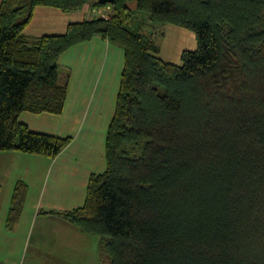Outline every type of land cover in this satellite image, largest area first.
<instances>
[{"label": "trees", "instance_id": "16d2710c", "mask_svg": "<svg viewBox=\"0 0 264 264\" xmlns=\"http://www.w3.org/2000/svg\"><path fill=\"white\" fill-rule=\"evenodd\" d=\"M89 3L110 13L23 35L36 7ZM167 25L195 36L179 64L159 57ZM95 36L124 58L105 169L82 206L48 214L97 237L107 264H264V0H1L0 153L52 159L71 142L19 116L63 112L57 59ZM26 187L14 185L6 228Z\"/></svg>", "mask_w": 264, "mask_h": 264}, {"label": "crops", "instance_id": "0c3cea01", "mask_svg": "<svg viewBox=\"0 0 264 264\" xmlns=\"http://www.w3.org/2000/svg\"><path fill=\"white\" fill-rule=\"evenodd\" d=\"M90 9V3L70 13L36 7L23 35L29 39L61 35L69 24L91 18ZM175 35L186 36L183 33ZM159 54L164 60L161 50ZM177 55L179 62L181 52ZM123 59L119 47L98 36L70 47L59 56L57 69L61 75L67 73L64 82L67 96L62 114L69 116V123H79L78 117H91L95 121L113 115ZM59 116L41 114L42 127L38 128L32 125V118L19 121L32 132L68 137L67 123H61L63 117ZM46 125H52V128H46ZM71 137V142L52 159L18 152L0 153V195L4 191V205L6 194H11L16 182L21 181L29 187L33 197L39 186L38 197L33 198L30 207H24L17 226L12 229L6 228L7 213L2 211L0 203V264H101L97 237L83 234L63 219L46 214L82 206L88 178L105 169L101 149L95 155V149L76 145ZM76 139L86 140V137L78 135ZM21 161L27 164L21 166ZM21 225H24L23 229Z\"/></svg>", "mask_w": 264, "mask_h": 264}, {"label": "rangeland", "instance_id": "374dc122", "mask_svg": "<svg viewBox=\"0 0 264 264\" xmlns=\"http://www.w3.org/2000/svg\"><path fill=\"white\" fill-rule=\"evenodd\" d=\"M90 1H92V0H90ZM109 7L110 6H106V8L99 9V10H95L93 8L90 9L91 12L93 13L92 17H101L102 15H106V14L110 13ZM86 18H89V17H86ZM161 28H163L162 31L164 33V37L162 39H160L159 50H161L162 57L164 58V60H166L170 63L173 62L172 64H174L178 61V55L177 54L179 52H182L184 50L193 51L196 49V40H195V36H194L193 32H191L189 30H183V29L173 27V26H171V27L162 26ZM170 31H171V34H170ZM149 32H150V30H149ZM178 33H183L186 36L183 38H180V37L175 35ZM188 44H191V47H186V46H188ZM159 56H160V54H159ZM179 62H180V60H179ZM179 62H177L176 64H179ZM66 76H67V73H65V75H61V73H59V83L60 84H63L65 82ZM60 115L61 116L57 115L59 117H63L62 120H60V122L61 123H67V133L70 134L67 136L70 138H72L71 136H73L74 139H72V140H73V142L76 141V145L79 144L81 147H91L92 149H95V152H96L95 155L97 154V150L101 149L102 156L104 158V151H105V149H104L105 140L104 139L106 137L105 132L107 130L106 128H108L107 127L108 122L110 121V117L112 114L107 118H101V119L99 118V119H96L95 121H93L91 117H89V118L78 117L79 123H69L67 121V119L69 117L67 114H65V116H63V114L61 113ZM53 116H55V115H52V117ZM57 116H55V117H57ZM26 117L33 119L32 125L34 127H36V128L42 127V125L39 121L41 119L40 115H32V114L23 112L20 114L19 119H24ZM78 125H79V128L77 129ZM46 128H52V125H46ZM84 131H85V133H84ZM78 135L80 137L85 136L86 140L76 139ZM26 157H29V156H26ZM103 158H102V164H103V168H105V159H103ZM24 164H27V163L24 161H21L19 165L22 166ZM30 192H31L30 188L26 187L25 198H24V201L22 203L23 205L21 206V208L18 211L17 221L15 222L14 227L17 226L18 221L21 217V214L24 210V207L25 208L30 207L32 202H33V198L38 197L39 186L36 187V190L34 192V197H33V195L30 196ZM10 193L11 194H6V201H7L6 205H4V200H5L4 191H2V193L0 195V203H1L2 211L6 210L7 214H9V210L13 207V202H12L13 190H10ZM46 214H48V213H46ZM23 227H24V225H21V229H23ZM7 229H9V227ZM90 237H92V236H90ZM90 239H92V238H90ZM93 239L95 240V237H93ZM100 263L101 264H107V261L105 260L104 257H101Z\"/></svg>", "mask_w": 264, "mask_h": 264}, {"label": "water", "instance_id": "95a60500", "mask_svg": "<svg viewBox=\"0 0 264 264\" xmlns=\"http://www.w3.org/2000/svg\"><path fill=\"white\" fill-rule=\"evenodd\" d=\"M96 1L99 2V3H102V4L112 5L115 0H96Z\"/></svg>", "mask_w": 264, "mask_h": 264}, {"label": "built area", "instance_id": "2783aa9c", "mask_svg": "<svg viewBox=\"0 0 264 264\" xmlns=\"http://www.w3.org/2000/svg\"><path fill=\"white\" fill-rule=\"evenodd\" d=\"M105 15H102L101 17H104Z\"/></svg>", "mask_w": 264, "mask_h": 264}]
</instances>
